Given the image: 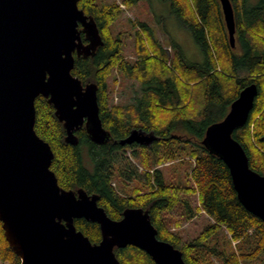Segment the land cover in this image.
I'll return each instance as SVG.
<instances>
[{
  "label": "trees",
  "instance_id": "obj_1",
  "mask_svg": "<svg viewBox=\"0 0 264 264\" xmlns=\"http://www.w3.org/2000/svg\"><path fill=\"white\" fill-rule=\"evenodd\" d=\"M136 0H127L130 5ZM235 18V47L227 37L219 0H170L181 26L189 30L203 52V64L186 60L175 41L169 54L144 22L129 21L135 32L136 58L124 57V39L114 32L122 10L103 0H78L79 9L94 19L102 37L92 57H76L71 74L83 85L97 86L102 127L110 140L95 144L84 127L75 146L65 143V130L52 105L35 101L36 134L53 152L50 169L65 190L83 189L98 196L109 218L120 220L127 208L148 211L157 238L182 254L185 264H264V223L238 201L230 173L222 160L201 144L206 129L223 120L239 92L254 83L258 93L246 124L233 138L244 148L249 166L264 176V0H230ZM83 42H86L82 35ZM116 73L129 81L134 97L113 105L108 81ZM136 86V87H135ZM153 132L148 146L122 147L119 142L134 130ZM132 150L133 162L125 159ZM184 168L176 182L162 170ZM170 176V175H169ZM168 177V178H167ZM197 197L193 208L191 197ZM180 207L187 220L200 212L211 223L191 241L171 231L181 222L164 216ZM74 226L93 243L101 233L96 223L76 219ZM120 264H155L138 248H114ZM0 262L20 264L6 241L0 223Z\"/></svg>",
  "mask_w": 264,
  "mask_h": 264
},
{
  "label": "water",
  "instance_id": "obj_2",
  "mask_svg": "<svg viewBox=\"0 0 264 264\" xmlns=\"http://www.w3.org/2000/svg\"><path fill=\"white\" fill-rule=\"evenodd\" d=\"M232 48L235 18L230 0H219ZM82 35L86 42H83ZM103 45L96 22L78 0H0V223L20 264H120L114 248L144 252L155 264H185L182 254L157 238L149 213L127 208L120 220L108 217L98 196L65 190L50 169L53 152L35 132V101L52 105L65 130V143L77 145L84 127L95 144L110 140L102 127L97 86L71 74L76 57H92ZM258 89L252 83L230 104L222 121L210 125L201 144L229 170L240 204L264 223V176L252 170L233 134L243 127ZM157 136L134 129L120 145H149ZM96 223L101 240L93 244L74 226Z\"/></svg>",
  "mask_w": 264,
  "mask_h": 264
},
{
  "label": "rangeland",
  "instance_id": "obj_3",
  "mask_svg": "<svg viewBox=\"0 0 264 264\" xmlns=\"http://www.w3.org/2000/svg\"><path fill=\"white\" fill-rule=\"evenodd\" d=\"M103 1L106 3H116L122 10L120 18L114 25V32H121L123 34L124 57L128 60L134 61L136 58L134 38L137 29L133 27L129 21H140L147 23L153 29L155 37L164 47L167 48L169 54H171L169 44L172 40L177 43L186 60L197 64L204 63V54L195 44L189 30L185 27H180L179 20L170 12V10L172 11L171 5L169 4L170 0H136L130 5V7L125 5L127 0ZM247 1L249 6L252 7L258 2L257 0ZM108 84L109 89L111 90L110 97L113 105L131 101V97H134V88L131 86L132 83L129 81L127 82L118 74L113 73ZM131 153L132 150L130 149H126L124 153L125 159L130 163L133 162ZM171 167L170 165H165L162 167V170H164L165 174L172 180L176 182L180 181L183 176L184 168L174 165L173 171L169 173ZM190 202L193 208L198 206L197 197H191ZM164 219L168 222H170V220H172V222H181L179 227H171V231L178 233L184 241H191L211 223L210 218L205 213L201 212L194 218L187 220L180 207L175 208L171 213L165 215ZM0 264L6 263L0 262Z\"/></svg>",
  "mask_w": 264,
  "mask_h": 264
},
{
  "label": "flooded vegetation",
  "instance_id": "obj_4",
  "mask_svg": "<svg viewBox=\"0 0 264 264\" xmlns=\"http://www.w3.org/2000/svg\"><path fill=\"white\" fill-rule=\"evenodd\" d=\"M234 17L236 18V12L234 13ZM120 144V143H119ZM132 145H137V144H132ZM132 145H121L122 147L124 146H132ZM148 146V145H147Z\"/></svg>",
  "mask_w": 264,
  "mask_h": 264
},
{
  "label": "crops",
  "instance_id": "obj_5",
  "mask_svg": "<svg viewBox=\"0 0 264 264\" xmlns=\"http://www.w3.org/2000/svg\"><path fill=\"white\" fill-rule=\"evenodd\" d=\"M222 19H223V16H222ZM223 23H224V20H223ZM224 26H225V24H224ZM180 27H183V26H181V24H180ZM225 30H226V27H225ZM235 31H236V29H235ZM226 33H227V30H226ZM234 35H235V33H234ZM227 37H228V34H227Z\"/></svg>",
  "mask_w": 264,
  "mask_h": 264
},
{
  "label": "bare ground",
  "instance_id": "obj_6",
  "mask_svg": "<svg viewBox=\"0 0 264 264\" xmlns=\"http://www.w3.org/2000/svg\"><path fill=\"white\" fill-rule=\"evenodd\" d=\"M235 18V17H234Z\"/></svg>",
  "mask_w": 264,
  "mask_h": 264
}]
</instances>
